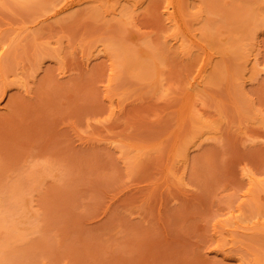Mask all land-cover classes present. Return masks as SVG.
Here are the masks:
<instances>
[{
    "label": "rangeland",
    "instance_id": "rangeland-1",
    "mask_svg": "<svg viewBox=\"0 0 264 264\" xmlns=\"http://www.w3.org/2000/svg\"><path fill=\"white\" fill-rule=\"evenodd\" d=\"M0 264H264V0H0Z\"/></svg>",
    "mask_w": 264,
    "mask_h": 264
}]
</instances>
